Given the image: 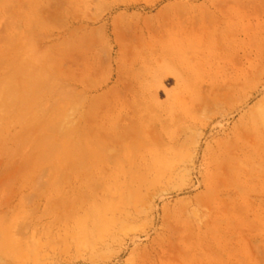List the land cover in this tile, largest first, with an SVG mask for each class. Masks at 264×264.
<instances>
[{
  "label": "rangeland",
  "instance_id": "obj_1",
  "mask_svg": "<svg viewBox=\"0 0 264 264\" xmlns=\"http://www.w3.org/2000/svg\"><path fill=\"white\" fill-rule=\"evenodd\" d=\"M0 33V264H264V0H0Z\"/></svg>",
  "mask_w": 264,
  "mask_h": 264
},
{
  "label": "bare ground",
  "instance_id": "obj_2",
  "mask_svg": "<svg viewBox=\"0 0 264 264\" xmlns=\"http://www.w3.org/2000/svg\"><path fill=\"white\" fill-rule=\"evenodd\" d=\"M15 14V13H14ZM10 17V21L12 19V11L8 14ZM6 19V18H5ZM3 21V20H1ZM7 21V20H6ZM13 24V23H12ZM78 26V25H76ZM0 33V108L1 107H9L12 102L13 98V81L15 78V69H14V64H13V59L10 55L9 48L11 45H9V42L1 37ZM26 36V35H25ZM28 37V36H27ZM15 38V37H13ZM31 40V38H30ZM28 42V41H26ZM31 43V42H30ZM88 43V42H87ZM86 43V45H87ZM13 45V44H12ZM25 45V44H24ZM91 45V44H90ZM34 46V45H33ZM24 48L26 46H23ZM21 49V48H20ZM19 49V51H20ZM32 49V46H31ZM30 49V50H31ZM33 49H35L33 47ZM11 50V49H10ZM15 50V49H14ZM24 51V50H23ZM25 52V51H24ZM30 52V51H29ZM28 54V53H27ZM33 54V53H32ZM31 54V55H32ZM6 56V57H5ZM18 56V55H17ZM34 56V54H33ZM22 57V56H21ZM28 59V58H27ZM26 60V59H25ZM29 60V59H28ZM27 60V61H28ZM24 61V60H23ZM40 61V60H39ZM16 67V66H15ZM23 67V66H22ZM18 74V73H17ZM30 74V73H29ZM17 76V75H16ZM29 76V75H28ZM31 76V75H30ZM32 77V76H31ZM31 81V80H30ZM15 84V83H14ZM33 85V84H32ZM45 95V94H44ZM21 98V97H20ZM27 102V101H26ZM55 103V102H54ZM29 104V103H28ZM43 106V105H42ZM41 106V107H42ZM25 109V108H24ZM1 110V109H0ZM19 111V110H18ZM45 111V110H44ZM23 114V112H22ZM22 116V115H21ZM11 117V115H10ZM23 118V117H22ZM18 120V119H17ZM16 121V120H15ZM19 121V120H18ZM15 123V122H14ZM71 138V137H70Z\"/></svg>",
  "mask_w": 264,
  "mask_h": 264
}]
</instances>
